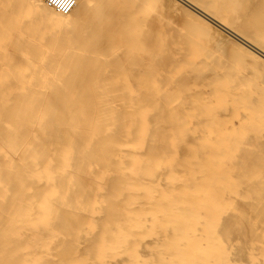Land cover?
Returning a JSON list of instances; mask_svg holds the SVG:
<instances>
[{"label": "bare ground", "instance_id": "obj_1", "mask_svg": "<svg viewBox=\"0 0 264 264\" xmlns=\"http://www.w3.org/2000/svg\"><path fill=\"white\" fill-rule=\"evenodd\" d=\"M176 1L190 10L188 16L201 30L214 26L234 40L230 41L241 67L235 71L231 61L201 78L207 87L213 83L204 100L224 103L223 116H218L224 128L217 130L227 128L229 134L240 125L246 127V122L257 126L252 141L242 142L245 148L257 149L264 142V0L251 6L249 0ZM124 11L110 0H75L68 13H58L39 0H0V264H264V215L255 213L264 207V198L250 191L256 184L249 179L253 172L240 183L228 177V186L217 191L206 173L212 167H198L205 160L202 155L200 162L185 154L172 157L168 161L174 162L159 170L156 165L144 167V175L136 168L139 161L157 160L140 146L146 136L140 128L144 131L153 114L145 119L140 112L141 99L154 102L159 91L151 86L155 55L149 50L140 58L135 49L143 25ZM173 45L171 63L188 59L193 73L208 67L198 46L186 50L183 44ZM161 73L170 79L167 83L175 81L166 68ZM83 92L92 96L82 112L85 121L77 123L79 113L73 105ZM177 104L186 113L185 104ZM168 117L176 119L171 113ZM81 134L85 138L77 152L89 161V169L98 161L97 169L92 166L89 172H77L69 154L75 135ZM214 134L206 138L208 143L214 140L212 155L221 148ZM256 161L264 165V158ZM232 163L236 164L232 161L228 172L235 168ZM178 169L187 174L175 180ZM105 179L116 183L112 195L101 187ZM79 182L88 189L84 196L89 205L80 203L76 209L69 201L70 192L80 189ZM156 186L163 191L157 193ZM57 212L70 214L71 233H61L49 222ZM224 215L246 218V235L222 233L218 225Z\"/></svg>", "mask_w": 264, "mask_h": 264}, {"label": "rangeland", "instance_id": "obj_2", "mask_svg": "<svg viewBox=\"0 0 264 264\" xmlns=\"http://www.w3.org/2000/svg\"><path fill=\"white\" fill-rule=\"evenodd\" d=\"M259 1L260 0H253V1L249 0L248 3L250 2L249 4L251 6L255 2L258 3ZM110 3H111V5H115L116 7L122 6L123 10L127 11V15H129L128 17L130 19L134 18V17L139 18V19H137V22L140 21L142 23L144 29L142 30L143 33L141 34V37H140L141 43L138 46H136V48H135L136 51L139 53L140 58H145L146 55L148 54L149 50L153 55H155L154 72H153L154 79H153V83H151V86L154 87V91H157V92L159 91L158 93H160V94H158L156 92L157 93L156 95H159L157 97L158 100L156 99V101L150 102V103L146 102L147 103L146 104V103H144V100L141 99L142 98L141 93L139 92L140 95H139L138 100L141 99L142 103H143V109H141V112H140L141 115L147 116L145 118V119H147V118H149V116H151L153 114L151 116V118H153V119L150 118V120H152V122L150 120H149L150 122H148V119H147L146 127L143 123L144 131L139 126H138V130L140 128V131H142V133H144V134L146 133L145 138H143L140 142L141 143L140 144L141 149L144 150L145 152L152 153L154 156H156L157 160L156 161H139L137 166H136L139 173L142 175L147 174L146 169L144 168L146 166H149V169L150 168L152 169L153 165H156L155 169H158L162 165H168L169 162H174V161H168L172 157L179 158V156H184V154H185V155H188L189 158L194 159L195 161H198L199 156L202 155L201 157L205 156L203 158V160L204 159L205 160L202 161L200 159L202 161V163L203 162L204 163H203V165H201L202 163L201 164L199 163L198 167H202V166H204V164H206L205 167H207V168L212 167L211 168L212 170H209L210 172L206 171L207 168L204 171H206L208 177L210 176L211 179H213V184L215 186V190L217 189V191H222L224 188H226V186H228V182H227L228 177L235 180L236 183H240V181L242 182L245 179V177L247 178V175L249 176L253 172L249 176V179L253 182V184L256 183L257 185L256 184H255V186L253 185L254 187L251 186L250 191L251 192L256 191L257 196H260L263 199L264 198V192H262V191H264V184H263L264 183L263 182L264 181V178H263L264 177V174H263L264 173V165L261 166V163L263 161H256V160H260L261 158H264V142L258 144L257 149L245 148L242 145V142H244V141H247V142H250V140L252 141L251 136L253 134V130L257 129L258 127L255 126L254 124L246 122L248 125L243 123L246 125V127L243 128L240 125L236 129L232 130V132H230V130H229V134L226 133V131L228 130L227 128H226V131L224 129L225 133L223 131L217 130L221 126L220 125L221 123H218V122H220V121H218L219 120L218 116H223V111H222V109L220 110V108L222 106H224L223 105L224 103L221 101H217L215 99H211V98L210 99L207 98L204 100V97L206 98L209 95V94H206L205 92L209 91V89L213 87V83L209 82L208 84H210V85L207 87V86H205V83L203 82V80L206 77H210L213 74L212 71H213L214 67H216V66L220 67L223 65L224 66L230 65L231 61L233 62V65H230V66L235 71H236V69L241 67L240 61L236 60L237 53L232 48V44H231L230 40H233V39L231 37H228V35L223 30L218 29L214 26H212L214 29L201 30L200 27H198L195 24V20H192V18L190 16H188L187 11H190V10L186 6H184L183 4L177 2L176 0H110ZM131 7H133V9H131ZM119 11L123 13V11H121V10H119ZM115 12H117V9H116V11L115 10L112 11L113 14H115ZM120 12H118L119 16H120ZM122 13H121V16H122ZM150 17L152 18L153 22L152 21L150 22V20H151ZM174 19L175 20L177 19L176 21L179 22V24L177 22H175ZM146 22H147V24H146ZM176 24H177L176 28L178 30V33H177V30H174L175 29L174 25H176ZM166 29H167V31H166V35H165ZM172 29L174 31H176V33L173 31L174 34H176V35H173V34L171 35V33H173V32H171ZM155 35L157 38H155ZM172 37H175V40H172V39H174ZM219 37H221V38H219ZM149 39L150 40L152 39L150 41V43H148ZM146 41H147V43H146ZM227 43H228V45H227ZM173 44H183V48L186 50L187 49L190 50L191 48L193 49L195 46L196 47L198 46L200 52H203V54H205V55H203V57L205 58V60L209 64L208 67L206 65L202 68V69H204L205 67H207L206 69H204V71L203 70L196 71V72H194L195 73L194 74L193 71H191L193 65L191 64V62L188 59H181L178 61V63L177 62L171 63L170 62L171 55L174 52V47H175ZM113 46H111L109 48L108 52H110L112 48H115V45H113ZM223 49H225L226 52H224ZM209 50L211 51L210 53L208 52ZM222 53L223 54L226 53V55H228L227 57L231 58L232 60H230V62H229L228 61L229 58H227L226 55H223ZM223 56H225V57H223ZM226 60L228 62H226ZM165 68L170 72V75H172L174 77L175 81L172 82V80H171L170 82L167 83V80H170V79L166 78V76H163V75L161 76V74H162L161 71ZM207 69L208 70L211 69V72L208 71ZM189 71H191L193 73V76H191L192 81L186 83V81H185V80H187L186 76L188 77V75L191 74V72L189 73ZM206 71L208 72V74ZM202 72H205L206 74L203 73L204 76H202ZM141 73H142V71H141ZM199 73L201 74L202 77L200 76ZM184 74H185V77L183 76ZM198 74H199V76H198ZM196 75H197V77H196ZM176 76H178V77H176ZM161 77H163V79H161ZM201 78H204V79L201 80ZM178 79H179V81H178ZM176 81H177V83H176ZM180 81H182V82H180ZM163 82L166 83L165 87L168 88L166 91H164L165 87L161 88L160 84H162ZM168 85H170V86H168ZM194 85H196V87ZM183 87H185V89ZM157 88L159 90H157ZM193 88L198 89V90H194ZM190 91H193V92L191 93ZM82 94L85 96V97L83 96L84 99L81 98ZM91 96L92 95H90V93L86 94V92L78 93L77 96H75L76 105H73V106H75L74 108L77 110V113H79V114H77V117H76L77 121H78L77 123H83V121H85L86 116L82 112L85 110L86 106L90 103ZM160 99H161V102H160ZM193 100H195V101L193 102ZM197 100H199V101H197ZM84 101H86V103ZM178 102H183L185 104L186 113L181 110V107L177 104ZM195 102H196V104H195ZM164 103H166V104H164ZM59 104L60 103L58 102V105L56 106V108H58L60 106ZM175 105H177L176 108H175ZM220 111H222V112H220ZM161 112H162V114H161ZM170 113H171V116L173 118L176 117V119H174V121H173V119H170L168 117V115H170ZM180 114L182 117L180 116ZM158 115H160V116L158 117ZM80 116L83 118H81ZM210 117H211V119L213 118L214 122L211 121ZM157 118H159L158 120H160V121H158ZM204 118H206V120L208 119V121H206ZM143 119H144V117H143ZM154 120L155 121L157 120L158 122L157 121L155 122ZM191 121H194V122L191 123ZM118 122H120V119L118 117H116L114 119V125L116 128L118 127V124L120 125V123H118ZM170 122H171V124H170ZM159 124L162 125V127ZM163 124H166L167 126L166 125L163 126ZM218 124H219V127L217 126ZM209 125L211 127H209ZM212 125H213V128H212ZM156 128H158V129H156ZM210 128H211V130H210ZM223 128H224V126L222 125V127L220 129L223 130ZM212 129H214V130L212 131ZM192 130L197 131L196 136L191 134ZM214 131H217V132H214ZM210 132L215 133L216 135L215 134L214 135L218 139L220 138L219 139L220 141L216 138V140H218L219 143H217L216 141H215V143L217 144V146L220 145L221 148H223L224 150H221V148H219L220 149V152H219L216 149H214L219 154L217 152H216L217 154L214 152L215 154L212 155L213 149L210 150L211 148H209L212 146L210 144H213V142H214V140H211L213 142H209V143L207 141V139L209 137L212 138V135H211L212 133L210 134ZM223 133L225 135L227 134V136H225ZM248 133H250V134H248ZM204 135H205V137H204ZM228 135H229V137H228ZM230 135H231V137H230ZM75 136L77 138L72 142V146L70 148L71 153L69 152V154L71 156V159L74 158V161H71V162H73L74 165L76 166V171L77 172H80V171L89 172L92 169V166H93V170L97 169L96 165L98 166V161H92L93 165L89 169L88 168L90 165L88 163L89 161H84L82 154L77 152V151H79V148H80V146H79L80 142L79 141L82 138H85V135L81 134L79 136L78 135H75ZM222 136H225L226 139L222 138ZM229 138H230V140H228ZM183 140L186 142L185 144H183L184 143ZM209 141H210V139H209ZM226 141H229L228 144L231 146L232 145H237V146H235L234 148L233 147L229 148L228 144L225 146ZM207 144H209V145H207ZM72 147H73V149H72ZM212 147L215 148V146H212ZM241 147H243V148H241ZM182 149H184V150H182ZM208 149H209V151H208ZM200 151H201V153H200ZM179 152L181 154H179ZM190 153H192L193 155H189ZM206 153H207V155H206ZM241 153H243V154H241ZM72 155H75V156L73 157ZM213 156H214V159L216 157L215 161L212 159L213 163L216 162V160L218 161V162L214 163V165L216 164V166H214L213 163L211 162L212 160H210V158L211 157L213 158ZM217 156H218V158H217ZM207 158L209 161H207ZM82 160L84 162H82ZM160 160H161V162H160ZM200 160H199V162H200ZM205 161H206V163H205ZM232 161L236 162V164L232 163V164H234L235 168L231 169L228 172V167L231 168L230 164ZM178 162L181 163V161H178ZM87 164H88V166H87ZM207 165H210V166H207ZM254 168H255V170H254ZM198 169L200 171V168H198ZM202 169H203V167H202ZM158 170H156V171H158ZM247 170L249 172L250 171L251 172L248 173ZM174 171H175L173 173L174 176H172V178H174L175 180H178L179 178L185 177V174H187L186 171H182L181 169L174 170ZM153 172H154V170H153ZM260 172L262 173L261 175H260ZM149 173H151V172H149ZM151 174H153V173H151ZM203 175H205V174H203ZM259 175H260V177H259ZM205 177H206V175H205ZM259 178L262 179L263 181L261 180L262 182H260ZM253 179H255V180L253 181ZM83 181H82V183L85 182V181L84 182ZM82 183L79 182L80 189H76L74 192H70V194H72L71 198H73V200L71 198H70L71 200L69 199L70 201L68 200L71 203L73 202L72 205L76 209H78V206L80 203L84 205L87 202V200L85 201L84 194H87L88 189H85L84 186L88 183L85 182V184H83L84 186L82 185ZM260 183H262V186H260ZM101 184H102L101 187H103V190L105 192L107 191V194L109 193V195H110L112 188H114L116 185V183L112 182V180H109V179L102 180ZM256 187H257V189H256ZM253 188H255V189H253ZM215 190H213V192ZM149 191H150V189L147 191V194L149 193ZM162 191H163V189L161 188V186H156V192L157 193H160ZM80 193H83V195L81 196ZM70 194H68V195H70ZM165 194H167V193H164V195ZM111 195H112V192H111ZM111 198L112 197H110V199ZM7 201H9V200H7ZM107 201L108 202L110 201L109 197L106 199L105 202L107 203ZM106 203H105V205L108 204V203L107 204ZM81 204H80L79 208L82 207ZM102 204L104 205L103 202H102ZM86 205H89V204H85V206ZM240 207L242 208L243 206L241 205ZM79 210H81V209H79ZM256 211H258V213ZM256 211H255L256 214H263L264 215V213H263L264 207L261 208V210H260V208H256ZM62 214H63V216H61ZM68 217H70V214L68 212H67V214H66V212H63V213L57 212V213H55L54 216H51L49 222L50 223L53 222L54 225H56L57 231H59L61 233L69 234L72 232L73 225H71L72 219H69ZM227 217L229 218V215H224L222 220H221L222 223H219V225H218V229H220L222 233H226V234L227 233H233V234H237L238 236L246 235V233L249 229V222L247 221L246 218L236 219V218L230 217L229 222H228ZM240 220H242L243 222L242 221L240 222ZM225 221H226V223H225ZM225 224H226V227H224ZM235 224H236V226H235ZM58 225L60 228L57 227ZM59 229H61V231ZM60 243L62 244L63 242L60 241Z\"/></svg>", "mask_w": 264, "mask_h": 264}, {"label": "built area", "instance_id": "obj_3", "mask_svg": "<svg viewBox=\"0 0 264 264\" xmlns=\"http://www.w3.org/2000/svg\"><path fill=\"white\" fill-rule=\"evenodd\" d=\"M58 13H68L75 5V0H39Z\"/></svg>", "mask_w": 264, "mask_h": 264}]
</instances>
